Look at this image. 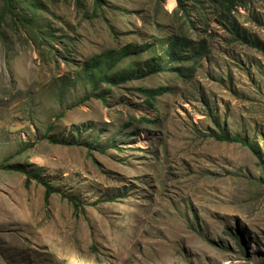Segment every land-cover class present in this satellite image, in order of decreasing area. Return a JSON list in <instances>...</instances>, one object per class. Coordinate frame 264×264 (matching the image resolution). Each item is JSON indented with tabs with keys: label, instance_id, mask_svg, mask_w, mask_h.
Wrapping results in <instances>:
<instances>
[{
	"label": "rangeland",
	"instance_id": "1",
	"mask_svg": "<svg viewBox=\"0 0 264 264\" xmlns=\"http://www.w3.org/2000/svg\"><path fill=\"white\" fill-rule=\"evenodd\" d=\"M223 1L0 0V264H264V0Z\"/></svg>",
	"mask_w": 264,
	"mask_h": 264
},
{
	"label": "trees",
	"instance_id": "2",
	"mask_svg": "<svg viewBox=\"0 0 264 264\" xmlns=\"http://www.w3.org/2000/svg\"><path fill=\"white\" fill-rule=\"evenodd\" d=\"M245 0H224L222 5L225 10V13L231 14L233 9L236 7V5H240L243 3ZM6 7H10L12 4L10 0H4ZM230 32L238 39L240 40V36L238 34V29L232 25V27H229ZM182 42H186L183 40ZM177 43L176 42H171L169 47L167 48L165 56L169 59V64H171L173 61H179L181 58V54L176 51ZM133 48L131 47H126L123 49L118 50L115 54L113 55H108L104 56L103 59L100 58H94L91 62L86 64L84 66L85 72L89 70V68L92 69V78L93 79H98L101 83L108 84L110 86H117L122 83H126V81L120 80V75L122 74H115L117 71H119V67L121 65L122 57L126 58L131 52ZM121 57V58H120ZM104 65V71H100V67ZM166 65H164L163 69H166ZM162 68H158L159 71L163 70ZM149 71L148 72H143L141 75L138 74V72L135 73V70L130 72L129 74H138L137 76L133 77L132 75L128 78L129 80H139V79H144L149 76ZM111 77V78H110ZM181 77V76H180ZM125 80V79H124ZM127 81V82H128ZM157 92V91H156ZM166 90H159L157 92L158 94H163L165 93ZM212 137L217 139L218 141L222 142H228V143H240L243 146H248L251 147V144L244 138L241 137H229L225 135H220L213 133Z\"/></svg>",
	"mask_w": 264,
	"mask_h": 264
}]
</instances>
